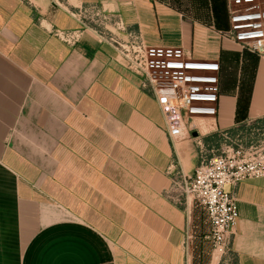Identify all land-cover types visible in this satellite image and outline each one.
Wrapping results in <instances>:
<instances>
[{
	"label": "crops",
	"instance_id": "0c3cea01",
	"mask_svg": "<svg viewBox=\"0 0 264 264\" xmlns=\"http://www.w3.org/2000/svg\"><path fill=\"white\" fill-rule=\"evenodd\" d=\"M119 11L152 46L220 62L218 113L172 138L160 104L117 50L81 24L85 3ZM182 9H207L190 15ZM227 0H0V264H212L206 210L166 196L201 139L264 119V57L224 37ZM210 153V152H208ZM229 264H264V176L235 189Z\"/></svg>",
	"mask_w": 264,
	"mask_h": 264
},
{
	"label": "built area",
	"instance_id": "2783aa9c",
	"mask_svg": "<svg viewBox=\"0 0 264 264\" xmlns=\"http://www.w3.org/2000/svg\"><path fill=\"white\" fill-rule=\"evenodd\" d=\"M227 9L229 25L218 27L219 32L264 57V0H227ZM70 12L81 27L56 30L58 37L74 44L85 30H93L117 50L125 67L140 76L141 88L157 99L166 116L170 137H193V131H198L194 137H199L200 122L218 113L219 61L196 59L182 47L148 45L141 32L129 26L119 11L103 3H85ZM230 141L222 144L220 153L210 155L202 140H197L198 165L187 173L170 164L167 173L171 184L165 193L168 199L185 208H189L192 200L204 207L213 250L227 262L239 217L235 189L245 179L264 176V140L250 144Z\"/></svg>",
	"mask_w": 264,
	"mask_h": 264
},
{
	"label": "rangeland",
	"instance_id": "374dc122",
	"mask_svg": "<svg viewBox=\"0 0 264 264\" xmlns=\"http://www.w3.org/2000/svg\"><path fill=\"white\" fill-rule=\"evenodd\" d=\"M226 10H227L226 14L228 16V9H226ZM182 11H184L185 13H188L190 15H195L197 13L206 15L208 12H211L207 9H199V10L182 9ZM240 129H241V131L236 133V134H231L230 132H227L225 134H221V135L217 136L216 140H215L216 142L214 143V146L211 149V151H208L206 145L203 143L204 144V150L206 152H210L209 153L210 155L220 153L221 152L220 148H221L222 144L223 143H230L231 142L230 139L233 142H241L244 144L257 143L258 141L264 140V119H261L258 121L248 122V123L242 125V127H240ZM225 139L228 141L225 142ZM214 260H216L217 262H215ZM209 262H211L212 264H229V262H227L224 259V256L220 255L219 252L214 251V250H213L212 254L209 255Z\"/></svg>",
	"mask_w": 264,
	"mask_h": 264
},
{
	"label": "water",
	"instance_id": "95a60500",
	"mask_svg": "<svg viewBox=\"0 0 264 264\" xmlns=\"http://www.w3.org/2000/svg\"><path fill=\"white\" fill-rule=\"evenodd\" d=\"M193 136H198V131H193Z\"/></svg>",
	"mask_w": 264,
	"mask_h": 264
},
{
	"label": "bare ground",
	"instance_id": "6f19581e",
	"mask_svg": "<svg viewBox=\"0 0 264 264\" xmlns=\"http://www.w3.org/2000/svg\"><path fill=\"white\" fill-rule=\"evenodd\" d=\"M215 262H217L216 260H214Z\"/></svg>",
	"mask_w": 264,
	"mask_h": 264
}]
</instances>
